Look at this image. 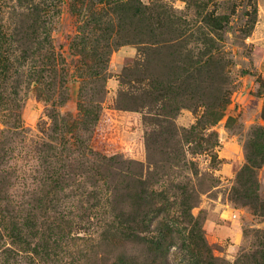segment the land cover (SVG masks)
I'll return each instance as SVG.
<instances>
[{
	"label": "rangeland",
	"instance_id": "1",
	"mask_svg": "<svg viewBox=\"0 0 264 264\" xmlns=\"http://www.w3.org/2000/svg\"><path fill=\"white\" fill-rule=\"evenodd\" d=\"M139 1L145 11L133 9L127 19L135 39L94 57L90 16L101 8V22L116 27L111 0H0V169L11 173L19 195L18 185L31 182L22 172L33 163L34 142L48 135L62 148L61 137L70 135L61 132V120L78 112L83 75L101 72L97 120L80 133L95 148L141 165L158 204L166 203L149 223L172 225L171 264L260 261L251 254L264 248V0ZM39 68L53 69L55 79L45 73L44 85L24 81ZM93 75L87 90L96 86ZM148 81L160 85L171 128L155 123L161 102L148 94ZM52 84L60 93L45 101ZM127 192L118 197L128 194L135 212L138 193ZM137 225L126 242L97 226L91 229L102 233L100 244L73 230L82 238L71 247L78 264H112L109 252L145 261V233ZM198 236L207 251H196Z\"/></svg>",
	"mask_w": 264,
	"mask_h": 264
},
{
	"label": "trees",
	"instance_id": "2",
	"mask_svg": "<svg viewBox=\"0 0 264 264\" xmlns=\"http://www.w3.org/2000/svg\"><path fill=\"white\" fill-rule=\"evenodd\" d=\"M111 3L116 18V27L112 30L109 31L98 17L101 8L94 9L90 16L92 35L88 42L94 57L100 54L98 49L107 54L120 44L121 39H135L127 30L129 13L133 9H146L139 0H111ZM78 30L82 31L83 26L79 25ZM110 40L113 45L109 43ZM149 40L146 39L147 42ZM100 41L103 42L101 47L98 46ZM2 60L7 61L4 58ZM96 62L94 59L93 66ZM45 73L52 81L55 79V75H51L54 73L53 69L45 71L39 68L32 74L35 79L31 80L32 76L24 81L43 83L42 75ZM92 75L93 73L83 75L81 80L75 118L61 120V132L70 135L61 137L62 148H58L56 139L48 135L34 142L31 150L33 163L29 164L26 172L20 171L23 175L31 177V182L18 185L19 195L14 193V184L10 181L11 173L7 169H0V210L1 204L4 207L0 213V241L3 242L0 264H17L18 261L22 264H78L80 255L75 254L71 247L76 240L82 238L73 236V230L82 229L88 232L85 241H96L100 244L101 240L97 241L96 238L102 233L93 234L91 229L97 226L102 232L114 231V235L126 242V233L134 227H139V223L143 224L140 231L145 234L140 241L146 247L148 259L138 264H171L170 250L174 241L169 233L172 225L165 221L164 225L160 223L162 228L151 229L149 223L165 208L166 203L158 204L160 201L156 199V194L145 182L141 165L125 159L115 151L95 148L89 143L90 138L80 133L81 130H88L86 125L97 120V113L101 108L105 76L101 72L94 74L97 75L96 86L87 90L91 83L89 77ZM22 76L24 75L21 74ZM146 85L151 89L148 94H156L152 97L153 100L161 102L160 85L149 81ZM46 93L44 100L48 101L49 96H54L55 93L58 96L60 92L57 93L52 84V89H47ZM143 93L148 95L144 89ZM91 103L92 105L87 107V104ZM163 108L164 103L161 102L155 114L158 115L155 123L167 124L170 127L163 117ZM47 116L52 120L55 118L51 108L47 109ZM131 189L138 193L135 199L138 200L139 206L135 212L129 210L128 194L118 197L119 190L128 193ZM181 203L184 210L188 209L185 202ZM109 213L113 216L106 215ZM194 226L198 227L197 223ZM197 231L200 232L199 229ZM198 239L201 246L195 245L196 251L200 248L207 251V244L201 236H198ZM256 253L251 254V258L255 259L258 255L260 261L251 264H264V248ZM109 255L113 259L112 264H137L123 252L119 255L109 252Z\"/></svg>",
	"mask_w": 264,
	"mask_h": 264
}]
</instances>
